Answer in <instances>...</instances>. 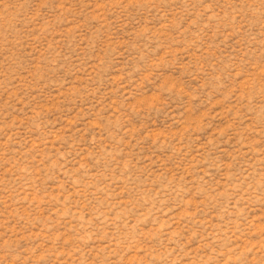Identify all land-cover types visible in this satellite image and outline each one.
Listing matches in <instances>:
<instances>
[{"label": "rangeland", "instance_id": "rangeland-1", "mask_svg": "<svg viewBox=\"0 0 264 264\" xmlns=\"http://www.w3.org/2000/svg\"><path fill=\"white\" fill-rule=\"evenodd\" d=\"M0 264H264V0H0Z\"/></svg>", "mask_w": 264, "mask_h": 264}]
</instances>
